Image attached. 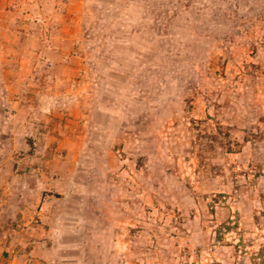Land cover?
I'll return each instance as SVG.
<instances>
[{
    "label": "rangeland",
    "instance_id": "1",
    "mask_svg": "<svg viewBox=\"0 0 264 264\" xmlns=\"http://www.w3.org/2000/svg\"><path fill=\"white\" fill-rule=\"evenodd\" d=\"M0 264H264V0H0Z\"/></svg>",
    "mask_w": 264,
    "mask_h": 264
},
{
    "label": "crops",
    "instance_id": "2",
    "mask_svg": "<svg viewBox=\"0 0 264 264\" xmlns=\"http://www.w3.org/2000/svg\"><path fill=\"white\" fill-rule=\"evenodd\" d=\"M0 227H1V224H0ZM2 231L0 229V258H1V255H2V251H3V245L1 244L2 242Z\"/></svg>",
    "mask_w": 264,
    "mask_h": 264
}]
</instances>
